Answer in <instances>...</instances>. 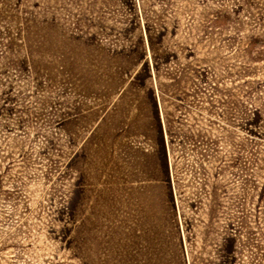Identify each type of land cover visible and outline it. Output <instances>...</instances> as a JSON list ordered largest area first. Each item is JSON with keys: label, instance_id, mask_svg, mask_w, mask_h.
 <instances>
[{"label": "rangeland", "instance_id": "obj_1", "mask_svg": "<svg viewBox=\"0 0 264 264\" xmlns=\"http://www.w3.org/2000/svg\"><path fill=\"white\" fill-rule=\"evenodd\" d=\"M0 264H264V0H0Z\"/></svg>", "mask_w": 264, "mask_h": 264}]
</instances>
